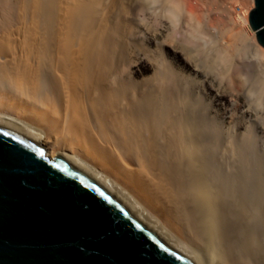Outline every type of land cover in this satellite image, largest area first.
<instances>
[{
  "label": "bare ground",
  "instance_id": "bare-ground-1",
  "mask_svg": "<svg viewBox=\"0 0 264 264\" xmlns=\"http://www.w3.org/2000/svg\"><path fill=\"white\" fill-rule=\"evenodd\" d=\"M250 1H238L231 18L230 28L241 27L234 53L255 51L263 65L264 46L255 31L246 35ZM141 7L142 0H0V123L84 171L193 264H264L256 133L222 125L202 81L181 77L170 59L168 68L156 60L151 74H137L146 55L136 40ZM228 52L209 56L224 62L234 56ZM258 62L239 63L259 69ZM254 73L248 82L260 94L264 81Z\"/></svg>",
  "mask_w": 264,
  "mask_h": 264
},
{
  "label": "water",
  "instance_id": "water-1",
  "mask_svg": "<svg viewBox=\"0 0 264 264\" xmlns=\"http://www.w3.org/2000/svg\"><path fill=\"white\" fill-rule=\"evenodd\" d=\"M249 25L264 46V0ZM0 123V264H193L84 171Z\"/></svg>",
  "mask_w": 264,
  "mask_h": 264
},
{
  "label": "rangeland",
  "instance_id": "rangeland-1",
  "mask_svg": "<svg viewBox=\"0 0 264 264\" xmlns=\"http://www.w3.org/2000/svg\"><path fill=\"white\" fill-rule=\"evenodd\" d=\"M238 1H241L243 5L245 3L246 8L248 7L246 6V4H251L250 0H179L186 13L185 18H183L182 22V31H187V29L184 28L183 24L187 21L188 14H190L201 23V31L212 39L215 46H210V49H205L201 44L199 45L201 47L198 46L199 49L197 47L192 48V46L184 43L186 38L176 40L173 43L168 37L170 28L166 22L163 23V27H161L159 30H150L149 28H145V26L141 25V30L143 31V33L141 31V34L136 37V40L138 39L137 41L141 43V46L143 48H145L144 51L146 52L144 53H146V55L140 54L134 67L138 75H149L153 72L154 65L158 62L159 65H157L160 68H164L163 66L168 68L171 66V63H173L172 66L174 65V67L172 68L174 70L176 69L177 71H175L181 74V77H183L185 73L187 75L185 74L184 78L186 76L190 78L193 76L197 77V79L201 80L204 85V96L211 105L212 113L217 115V118L222 119V125L227 126L232 130L234 129L235 132L233 133L235 135L245 136L253 132L256 133V135H254L256 136V138L254 137L253 140L254 142H258V145H256L255 143V146L258 151L264 153V112H260L256 109L255 99L249 96L250 91H253L257 94L260 91L258 90L257 86L255 88V85H253V83L248 82V80H251V76L254 77L253 73L255 69L264 81V61L263 65H261L260 57L258 58L259 55L255 53V51L252 52L251 50H249L247 52H244V54L242 53L241 55L243 56L238 55V57L237 54L234 53L238 42L237 36L238 34H240L241 27H239V24H235V26H232L233 28H230L229 26L232 25L231 18L235 14V10H238ZM247 29V36H249L250 33H254V30L250 27L249 24L247 25ZM166 40L168 42H165ZM159 43H161L160 45H162L163 48L158 46ZM148 45L150 46V48ZM220 49H226L229 51L228 53L234 54V56L229 55L230 57H228L227 60H224L223 63H221V61H218V63L214 62L216 63L214 64L212 62L213 57L211 55L214 54L215 51H219ZM253 49L255 50L256 47H253ZM154 50L155 52L153 54ZM211 51L213 52L212 54ZM147 52L152 56L147 54ZM156 52L159 54V56L162 55L160 58L165 55V57H163V60L159 58ZM209 54L211 55L209 56ZM147 55L152 58L148 57L150 58L149 60L146 57ZM206 55L209 57V65L212 63L210 67L206 62ZM143 56H145V58ZM153 56L155 57L153 58ZM164 58H167L168 60L170 59V62L167 59L165 61ZM156 60L159 61L157 62ZM154 61L157 63H154ZM160 61H163L162 65L164 63L165 65L161 67ZM240 61H243L244 64H246V61H251L250 64L254 63L255 61L256 63L259 61L258 66L260 67L258 69L257 67L253 68L251 66L252 68L248 69L246 66L240 65ZM168 62L170 66L168 65ZM204 62H206V64ZM237 62L239 63V65H237ZM180 69L182 72L180 71ZM223 72L226 73V75H223ZM248 83L249 85H247ZM192 84L195 85L194 82ZM251 84L255 90H251ZM257 117H259V119H257ZM253 127L254 129H252Z\"/></svg>",
  "mask_w": 264,
  "mask_h": 264
},
{
  "label": "clouds",
  "instance_id": "clouds-1",
  "mask_svg": "<svg viewBox=\"0 0 264 264\" xmlns=\"http://www.w3.org/2000/svg\"><path fill=\"white\" fill-rule=\"evenodd\" d=\"M142 4L143 7H141L138 14L140 25L150 30H159L166 22L170 28L168 37L173 43L176 40L186 38L185 43L192 47H195L197 43L202 44L205 49L215 46L212 39L201 31V23L190 14H188V19L183 24L187 31H182V22L186 13L179 0H142ZM221 63H223V60H221ZM249 96L255 99L256 109L264 112V90L261 91L259 96H257V93L250 91Z\"/></svg>",
  "mask_w": 264,
  "mask_h": 264
}]
</instances>
